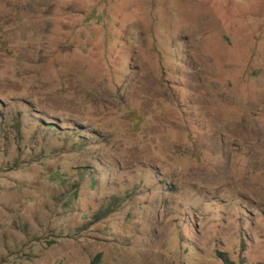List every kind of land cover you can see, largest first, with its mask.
Wrapping results in <instances>:
<instances>
[{
	"label": "rangeland",
	"instance_id": "rangeland-1",
	"mask_svg": "<svg viewBox=\"0 0 264 264\" xmlns=\"http://www.w3.org/2000/svg\"><path fill=\"white\" fill-rule=\"evenodd\" d=\"M0 264H264V0H0Z\"/></svg>",
	"mask_w": 264,
	"mask_h": 264
}]
</instances>
